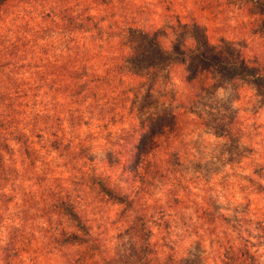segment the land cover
<instances>
[{
  "label": "rangeland",
  "instance_id": "1",
  "mask_svg": "<svg viewBox=\"0 0 264 264\" xmlns=\"http://www.w3.org/2000/svg\"><path fill=\"white\" fill-rule=\"evenodd\" d=\"M73 1L81 11L91 7L93 14H100L103 28L115 31L102 33V40L83 41L77 34L69 35L66 40L51 39L47 29L39 40L52 57L61 60L65 54L62 60L69 56L71 61L90 57L100 74L111 69L108 82L102 83L99 91L107 102L91 107L95 112L105 111L106 129L99 123L85 126L80 132L65 127L73 130L72 134L80 133L78 138L87 139L90 167L130 194L131 184L121 177L120 168L108 164L109 138L113 137L112 143L124 139L125 132L129 133L141 120H148L151 114L163 118L167 112H175L180 121L179 132L173 136L176 143L170 152L177 167L171 181L162 179L154 183L155 187L133 210L104 204L95 215L87 211L93 236L104 254L124 255L133 262L134 239L126 228L134 224L138 213L149 219L151 241L161 259L172 256L175 260H185L184 264H220L217 253L220 244L229 237L248 241L258 264H264V85L254 80H235L223 85L226 77L215 74V79L220 80L218 84L191 94L186 77L188 71L196 69L193 61L190 64L194 69L178 66L160 70L152 77L139 76L120 61L121 44L132 42L133 36L132 40L117 37L123 28H143L159 37L166 49L184 44L188 49L198 47L230 61L236 57L256 64L257 60L264 62L263 5L251 0ZM11 11V18L16 21L11 23L9 19L8 24L16 30L26 23L25 15L32 14L33 9L25 3ZM2 26L1 23L0 28H9ZM133 45L139 44L135 41ZM44 50L37 47L36 55L27 56L22 64L31 68L19 69L16 76L15 84L23 96L17 109L18 128L31 135L39 159L30 169L22 166L17 155L7 160L20 175L18 179L12 176L7 187L0 186V264H34L35 256L38 263L59 264L56 256L47 253L44 234L47 221L40 210L51 183L70 184L63 158L51 148L50 134L55 129L51 116L55 109L77 105L71 98L65 100L62 93L58 102L53 103L52 97L56 95L48 79L41 80L45 71L41 73L29 61L34 56L44 60ZM8 82H4L6 87L10 86ZM10 88L16 90L14 86ZM123 111L127 114L126 121L117 124L107 121L110 113ZM37 114H44L39 127L33 124ZM204 210L218 220L207 222L202 216ZM15 237V245L20 248L7 263L6 248L14 243ZM73 254L77 252L72 250L70 255Z\"/></svg>",
  "mask_w": 264,
  "mask_h": 264
},
{
  "label": "trees",
  "instance_id": "2",
  "mask_svg": "<svg viewBox=\"0 0 264 264\" xmlns=\"http://www.w3.org/2000/svg\"><path fill=\"white\" fill-rule=\"evenodd\" d=\"M251 1H256L264 7V0ZM25 3L32 7V14L25 15L26 23L13 30L8 24L9 19L11 23L16 21L11 18V10L23 7ZM102 22L100 14H93L91 7H85V10L81 11L73 0H0V24L4 25L2 27H9L0 28V186L3 188L7 187L12 176L18 179L20 175L7 160L17 155L22 166L30 169L39 159V152L31 135L18 128L20 112L17 109L23 97L15 84L19 69L31 68L25 64L26 58L36 55L37 47L44 50L39 40L45 30L49 29L51 39L66 40L69 35L77 34L82 36L83 41L91 38L102 40V33L106 34L107 30L115 33L113 28H103ZM38 28L40 30H37ZM117 33V37L124 36L129 40H132L130 37L133 36L132 42L121 44L120 61L135 70V74L139 76L145 74L152 77L160 70H170L178 66L194 69L190 64L193 61L196 69L188 71L186 77L191 94L200 91L202 87L206 90L218 84L220 80L215 79V74L226 77L222 81L223 85L235 80H254L264 85V62L260 60H257L256 64H248L247 60L236 57L230 61L222 55L207 53L198 47L188 49L184 44L166 49L159 37L143 28H123ZM135 41L139 45H133ZM50 44L48 42V45ZM64 48L69 50L66 46ZM45 50L49 49L45 47ZM42 55V61L36 56L32 57L36 61H29L34 63L33 68L41 73L45 71L41 80L48 79L49 87L56 95V98L52 97L53 103L58 102L59 94L62 93L65 100L71 98V102L77 105L71 109H55L51 116V124L55 128L54 133L50 134L53 137L51 148L63 158L64 166L70 174V184L55 186L51 183L43 200L44 207L40 211L47 221L44 234L47 237L48 255L56 256L59 264H184L183 259L175 260L172 256L161 259L157 256L151 241L153 232L148 226L149 219L145 214L138 213L134 224L126 228L127 233L130 232L134 239L131 245L133 262H129L124 255H105L102 246L93 236V225L87 214L89 211L95 215L97 209H101L104 204L133 210L144 199L143 196L155 187L154 183L162 179L171 181V175H174L177 168L173 158L171 159L174 155H170V152L176 143L173 136L179 132L178 113L167 112L163 118L159 114H151L147 116L148 120H141L139 124L132 126L129 133L125 132L124 139L120 138L116 143H112L114 139L111 136L107 141L108 164L111 167H119L121 177L131 184L132 192L127 194L107 176L97 174L96 170L90 167L92 160H89L91 155L87 139L78 138L80 133L72 134L73 130L80 132L81 128L94 123H99L101 128L106 129L107 126L103 124L107 115L105 111L100 109L95 112L91 107L107 102L99 91L102 83L108 82L111 69L106 74H100L98 65L95 68L90 57L71 61L68 60L69 56L67 60H62L65 54H62L61 60L47 52ZM114 71H118V68H114ZM7 80V84L16 87V90H11L10 86L6 87L4 82ZM134 103L137 104V100ZM182 114H186V111L183 110ZM43 115L37 114L33 118L36 127L44 121ZM109 115L111 116L107 121L115 124L127 119L125 111ZM164 120L165 122L160 124V121ZM68 126L73 130L65 128ZM177 200L179 198H176ZM142 209H145V206ZM202 216L207 222L214 223L218 220L207 210H204ZM17 237L13 238L14 243L6 248L7 263L13 260L16 249L20 248H17L15 243ZM243 241L229 237L223 240L217 253L219 263L258 264L249 242ZM72 250L77 254L70 255ZM34 264H41L36 256Z\"/></svg>",
  "mask_w": 264,
  "mask_h": 264
}]
</instances>
